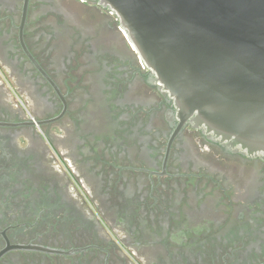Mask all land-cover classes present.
<instances>
[{
	"label": "flooded vegetation",
	"instance_id": "1",
	"mask_svg": "<svg viewBox=\"0 0 264 264\" xmlns=\"http://www.w3.org/2000/svg\"><path fill=\"white\" fill-rule=\"evenodd\" d=\"M0 264H264V159L180 126L111 9L0 0Z\"/></svg>",
	"mask_w": 264,
	"mask_h": 264
},
{
	"label": "water",
	"instance_id": "2",
	"mask_svg": "<svg viewBox=\"0 0 264 264\" xmlns=\"http://www.w3.org/2000/svg\"><path fill=\"white\" fill-rule=\"evenodd\" d=\"M90 1L116 14L180 126L264 159V0Z\"/></svg>",
	"mask_w": 264,
	"mask_h": 264
},
{
	"label": "rangeland",
	"instance_id": "3",
	"mask_svg": "<svg viewBox=\"0 0 264 264\" xmlns=\"http://www.w3.org/2000/svg\"><path fill=\"white\" fill-rule=\"evenodd\" d=\"M161 122V121H160Z\"/></svg>",
	"mask_w": 264,
	"mask_h": 264
}]
</instances>
